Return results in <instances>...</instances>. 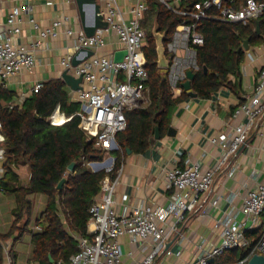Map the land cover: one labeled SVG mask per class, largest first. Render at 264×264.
I'll use <instances>...</instances> for the list:
<instances>
[{
    "label": "built area",
    "instance_id": "built-area-1",
    "mask_svg": "<svg viewBox=\"0 0 264 264\" xmlns=\"http://www.w3.org/2000/svg\"><path fill=\"white\" fill-rule=\"evenodd\" d=\"M159 1L173 13L185 18L164 42L169 61L166 78L174 96L183 90L181 84L187 79V72L194 73L200 69L197 49L203 45L204 38L198 27L203 20L250 24L264 14V0H195L183 7L181 0H175L173 4L168 0ZM28 10L29 6L23 4L11 8L8 14L5 30L0 34V76L31 68L35 62L30 48L15 46L11 42L12 35L18 32L19 14ZM146 10V0H135L129 8L130 18L126 20L116 0H105L103 9L99 10L104 25L97 27L92 35L87 36L82 29L74 32L67 28V17L55 19L42 32V36L57 37L59 28L63 26V33L73 37L67 54L60 60L63 72L80 78L77 89L69 86V98L80 106L74 113L79 117V127L94 141L95 148L106 154L101 160H85L81 157L83 165L93 172L103 171L104 176L100 182L99 195L89 208L86 234L73 236L77 252L69 257L66 264H120L122 249L118 239L124 235L138 242L140 250L146 253L139 264H157V257L170 254L168 239L176 232L186 213L208 215L206 203L215 175L225 171L229 176L234 175L238 168L234 161L239 149L246 144L251 130L257 129L264 119L263 65L251 94L233 112L234 119L240 116L245 119L233 124L228 132H220L210 138L217 149L214 163L206 169L198 163H191L183 168L174 166L164 172L165 188L170 192L165 211L173 222L167 223L152 203L140 204L127 214H118L114 210V191L121 168L115 167L116 157L110 152L118 148L116 134L126 128L125 113L146 105L148 100L144 95L148 92L149 75L142 48L146 31L141 26ZM110 32L115 34L121 49L126 50L121 62H114L113 54L101 56L92 53L77 65H72L75 54L83 58L85 50L103 47L106 35ZM41 86V83L35 84L31 94L38 92ZM23 102L24 99H21L17 105L21 106ZM6 106L12 108L15 105L8 103ZM56 114L64 118L60 124L54 120ZM70 118L56 105L47 122L58 126ZM1 127L0 121V178L4 175L3 163L6 160ZM239 198L241 202L238 205L236 201ZM218 199L219 196L212 202L214 209ZM224 201L225 210L213 217V229L217 232L218 243L204 245L205 239L202 238L198 245L201 254L187 264H215L217 257L234 249L248 252L224 264H248L254 254L264 256V185L246 189L242 195L238 191L229 192ZM30 228L31 233L41 230L35 224ZM255 230H259L258 236H249ZM0 247L3 253L1 264H13L12 250L1 238ZM210 259L212 262H209Z\"/></svg>",
    "mask_w": 264,
    "mask_h": 264
},
{
    "label": "crops",
    "instance_id": "crops-1",
    "mask_svg": "<svg viewBox=\"0 0 264 264\" xmlns=\"http://www.w3.org/2000/svg\"><path fill=\"white\" fill-rule=\"evenodd\" d=\"M79 1L92 3L102 10L105 0H0V29L4 25L6 27L11 8L23 4L29 6L27 12L19 14L18 32L12 35L11 42L15 46L30 48L35 56L31 68L21 69L8 76H0V88L6 91L9 97L7 101H1L2 104L17 105L21 99L25 100L32 95L31 89L35 84L62 79L63 68L60 60L67 54L73 37L63 33V26L59 28L57 37L42 36V32L55 19L64 17L68 18L67 28L74 32L83 30ZM116 1L124 13V18L128 20L129 8L135 0ZM85 12V20L88 23L92 19V6L85 4ZM105 39V45L91 50L92 53L110 56L122 48L114 33L110 32ZM262 39L249 43L248 50L244 51L239 76L228 77L232 88L222 86L209 98L191 97L187 94L186 98L167 113L159 139L153 135L140 151H130L122 155L119 182L114 191V210L118 214H127L140 204L152 203L167 223L173 222L165 211L170 192L165 188L164 172L174 166L183 168L191 163H198L200 167L206 169L214 163L217 149L210 142V138L220 132H228L233 124L245 119L243 116L234 119L233 112L251 94L257 83L259 70L264 65ZM66 91L69 96L70 87L67 84ZM169 128L174 132L172 135L168 134ZM234 163L238 168L233 176L227 175L226 171L215 175L206 203L208 215L186 213L176 232L168 239L167 247L170 254L157 257V264L192 262L201 254L198 245L202 238L205 239L204 245L217 244L218 236L213 229V217L225 210L224 197L229 192L238 191L242 195L246 189L264 185V119L257 129L251 130ZM14 171L18 176V184L25 186L30 178L28 166L19 165L14 167ZM217 196L219 199L214 209L212 202ZM27 201L30 202V213L27 214L23 210L20 215L15 194L0 191V212L5 218L2 221L4 230L0 234L7 233L14 222L21 226L29 220V227L34 225V220L45 208L46 197L38 193L30 194ZM240 202L239 198L236 204L239 205ZM16 235L14 232L7 240H2L10 246L14 264H37L33 258L31 235L27 232L15 239ZM24 236L28 237L29 245L26 248L22 246L18 251L15 244H19ZM118 241L122 249L120 264H139L146 253L140 250L138 242L131 240L127 235L119 237Z\"/></svg>",
    "mask_w": 264,
    "mask_h": 264
},
{
    "label": "trees",
    "instance_id": "trees-1",
    "mask_svg": "<svg viewBox=\"0 0 264 264\" xmlns=\"http://www.w3.org/2000/svg\"><path fill=\"white\" fill-rule=\"evenodd\" d=\"M193 1L195 0H184L181 5L188 6ZM146 2L149 14L158 23L159 31L166 32V42L176 25L185 18L156 0ZM258 20L259 35L256 34L253 23L206 19L199 24L198 30L204 42L197 49L200 69L194 72L191 81V91L199 98H209L222 86L232 88L228 77L239 76L240 63L244 56L241 40L250 37L249 43H252L264 36V14ZM151 30H145L146 37L142 47L149 75L148 100L146 105L125 113L126 128L115 136L118 146L113 150L116 168L121 165V157L127 150L140 151L147 145L154 135L156 125L161 134L167 113L188 94L182 90L178 96H174L167 82L166 71L157 68L155 40ZM203 66L207 68V73L203 72ZM8 99L7 92L0 88L1 132L6 153L0 191L15 194L20 215L23 210L30 213L31 206L27 201L30 194L45 195L46 204L34 220V224L40 226V231L31 233L29 220L21 226L14 222L7 233L0 234V238L7 240L16 232L17 239V236L21 237L28 232L33 244V258L37 264H58L59 261L66 264L69 257L77 252L73 236L86 234L89 208L99 195L100 182L104 176L103 171L93 172L83 165L81 157L85 160H101L105 152L95 148L94 141L79 127V117L74 115L79 104L70 101L62 79L43 83L38 92L25 99L21 106L9 108L2 104L1 101ZM56 105H59L65 116H71L68 121L58 126L47 122ZM72 162H75L74 169L68 172L67 167ZM19 165H27L30 172L25 186L18 184V176L14 171V167ZM63 178L65 180L62 186L57 188ZM258 233L259 230H255L249 236L257 237ZM247 252L243 250L241 256ZM2 262L0 247V264Z\"/></svg>",
    "mask_w": 264,
    "mask_h": 264
},
{
    "label": "water",
    "instance_id": "water-1",
    "mask_svg": "<svg viewBox=\"0 0 264 264\" xmlns=\"http://www.w3.org/2000/svg\"><path fill=\"white\" fill-rule=\"evenodd\" d=\"M79 4V11H80V16L82 19V24H83V31L87 36L92 35L94 30L101 26L104 25L101 22V15L99 14V8L96 5H93L92 3L89 2H78ZM85 4H88L89 6H92V19L90 22H86L85 20ZM255 24V32L257 35L260 34V24L259 20H256L254 22ZM5 30V25L0 29V34L4 32ZM152 36L155 40V47H156V53H157V59L155 61L156 66L158 69L161 70H166L168 68V58L166 56V50H165V45L164 41L166 39V32H160L159 31V26L156 20L153 22L152 30H151ZM249 40L250 37L243 38L241 40V48L243 51L248 50L249 47ZM86 55L83 58H78V53L75 54L72 58V65L75 66L78 63L82 61V59L90 56L92 54L91 50H85ZM126 55V50L125 49H120L117 50L113 53L112 59L114 62H121L123 60V57ZM203 72L207 73V68L203 66ZM194 73L191 71H188L186 76L187 79L181 84V87L183 88L184 91L188 93L189 96L191 97H196V93L191 91V81L194 78ZM62 80L64 81L65 84L69 85L72 89H77L78 88V83L80 82V78H74L72 75L67 74L66 72L62 73ZM174 132L169 128L168 134L172 135ZM160 133H159V127L156 125L154 128V138L159 139ZM130 150H127V153H129ZM75 166V162H72L68 165L67 170L68 171H73ZM64 178L58 183L57 188H60L64 182ZM209 262H212V259L209 260ZM248 264H264V256L262 255H257L254 254L248 261Z\"/></svg>",
    "mask_w": 264,
    "mask_h": 264
},
{
    "label": "rangeland",
    "instance_id": "rangeland-1",
    "mask_svg": "<svg viewBox=\"0 0 264 264\" xmlns=\"http://www.w3.org/2000/svg\"><path fill=\"white\" fill-rule=\"evenodd\" d=\"M158 1L160 4H162L159 0H156ZM170 2V4H173V1L172 0H168ZM163 5V4H162ZM153 17L149 14V11L146 10V12L144 13V16L141 20V26L144 28V30L146 31H150L151 30V27H152V24H153ZM166 71V70H164ZM145 98H147V94L144 95ZM145 104V103H144ZM80 109V106L78 107V110ZM114 152L111 151L110 154H113ZM106 156V154H105ZM104 156V157H105ZM4 200H6L5 198H3ZM6 203V202H4ZM264 218V216H263ZM5 218L4 216L2 215V213L0 212V232H2L4 230L3 226H2V221H4ZM32 225V224H31ZM33 226V225H32ZM31 227V226H30ZM28 237L27 236H24L20 239L19 241V244L16 243L15 244V247L18 251H20L21 247L23 246L24 248H26V246L28 247ZM235 251L233 250H227L224 252L223 256H219L216 258V262L215 264H224L226 262H232V261H235L237 260L241 254L243 253V250L242 249H234Z\"/></svg>",
    "mask_w": 264,
    "mask_h": 264
},
{
    "label": "bare ground",
    "instance_id": "bare-ground-1",
    "mask_svg": "<svg viewBox=\"0 0 264 264\" xmlns=\"http://www.w3.org/2000/svg\"><path fill=\"white\" fill-rule=\"evenodd\" d=\"M63 116H61L60 114H56L55 116H54V120L58 123V124H60L62 121H63Z\"/></svg>",
    "mask_w": 264,
    "mask_h": 264
}]
</instances>
